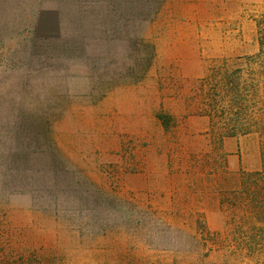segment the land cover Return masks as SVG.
I'll use <instances>...</instances> for the list:
<instances>
[{
  "label": "rangeland",
  "instance_id": "obj_1",
  "mask_svg": "<svg viewBox=\"0 0 264 264\" xmlns=\"http://www.w3.org/2000/svg\"><path fill=\"white\" fill-rule=\"evenodd\" d=\"M159 1L0 0V264H264L230 204L260 140H221L203 104L220 62L258 51L264 0H165L148 22Z\"/></svg>",
  "mask_w": 264,
  "mask_h": 264
},
{
  "label": "trees",
  "instance_id": "obj_2",
  "mask_svg": "<svg viewBox=\"0 0 264 264\" xmlns=\"http://www.w3.org/2000/svg\"><path fill=\"white\" fill-rule=\"evenodd\" d=\"M164 2L165 0H160L152 12L151 8L147 9L148 13L150 11L148 22L154 21ZM109 14L114 22H111L113 24L110 30L118 31L114 25L119 23V33L125 31L127 34L128 24L134 22L130 19L121 20L122 14L118 6L111 7ZM133 35L135 37L136 33ZM126 36L121 40L130 43ZM257 40L258 51L255 54L239 57L233 62L224 60L214 68L203 85L205 86L203 104L204 116L210 119L211 129L219 132L221 140L249 135H255L260 140L261 169L244 173L242 187L233 192L230 204L242 210L238 229L244 235L243 239L249 249L262 251L264 250V22L258 25ZM136 41H138L137 45L132 49L133 41L129 48L133 53L138 54V60L144 59L142 57L145 50L150 49L151 52L143 75L134 83L145 77L155 57V47L145 33L138 34ZM139 65L140 62L135 66ZM159 119L168 126V116L162 114L159 115Z\"/></svg>",
  "mask_w": 264,
  "mask_h": 264
}]
</instances>
